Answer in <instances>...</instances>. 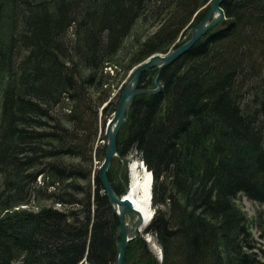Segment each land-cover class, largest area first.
Returning a JSON list of instances; mask_svg holds the SVG:
<instances>
[{
  "label": "trees",
  "instance_id": "1",
  "mask_svg": "<svg viewBox=\"0 0 264 264\" xmlns=\"http://www.w3.org/2000/svg\"><path fill=\"white\" fill-rule=\"evenodd\" d=\"M208 2L0 0V264L114 263L118 218L92 166L104 158L99 113L105 126L114 87L166 53ZM221 6L227 22L162 69L158 93L133 98L116 140L122 166L107 171L118 195L130 151L153 174L144 230L162 251L153 264H264L236 202L264 204V0ZM139 243L129 242L125 264Z\"/></svg>",
  "mask_w": 264,
  "mask_h": 264
},
{
  "label": "water",
  "instance_id": "2",
  "mask_svg": "<svg viewBox=\"0 0 264 264\" xmlns=\"http://www.w3.org/2000/svg\"><path fill=\"white\" fill-rule=\"evenodd\" d=\"M222 0H209L204 16L195 25H188L186 27V35L188 38L182 37L180 42L177 41L166 53H154L145 60L136 64L128 73L123 86L119 92L117 105L111 118L108 119L105 126L104 139V158L97 170V178L106 194L107 201L118 218V225L115 230V261L113 264H125V255L127 245L131 240L136 238L141 232L139 229L145 223L142 215L134 209L131 202L125 196L118 195L112 188L107 171L112 164L113 159L117 156L116 140L117 134L128 117L133 98L140 94H154L158 93L162 85L159 82V75L162 69L172 62H174L181 55L186 53L205 33L213 26L227 22L226 15L221 6ZM154 68L151 81L152 86H140V78L143 72ZM144 164V163H143ZM144 167L146 165L144 164ZM151 182L153 181V174L151 170ZM152 197V195H151ZM136 216V220L134 218ZM128 217V222L126 218ZM150 222V221H149ZM149 222L143 228L146 229ZM162 251L159 248V256L157 259L161 260ZM156 257L152 254L144 264H153Z\"/></svg>",
  "mask_w": 264,
  "mask_h": 264
},
{
  "label": "rangeland",
  "instance_id": "3",
  "mask_svg": "<svg viewBox=\"0 0 264 264\" xmlns=\"http://www.w3.org/2000/svg\"><path fill=\"white\" fill-rule=\"evenodd\" d=\"M142 29V25H141V21L140 20H137L136 23L134 24L130 34L125 38V41H124V46L128 45L132 38H133V34L135 33H139ZM155 30V27H150V29L148 30L150 33L153 32ZM182 37H185V40L187 38V35L186 34H183L181 35L176 41L174 44L178 42H180L182 40ZM173 44V45H174ZM126 56V57H125ZM119 57L121 59H125L127 58V55H126V51H120L119 53ZM127 60V59H126ZM125 60V61H126ZM131 70V69H130ZM122 71L123 69L120 68L118 70V79L121 78V75H122ZM130 72V71H129ZM116 73V72H115ZM127 77V76H126ZM126 79V78H125ZM125 79H123L125 81ZM114 80H112L113 82ZM123 81V82H124ZM121 85L123 86V83H121ZM114 101L117 100L118 96H119V90H121V86L118 85V87H114ZM113 115V113L110 114V116L107 118V121L109 118H111ZM99 118H101V121L99 120L98 118V123H99V126H98V141L97 143L100 145V146H103L104 145V139L103 136H105V126H106V122H105V126L102 124V120L104 119V116L102 117L101 113H99ZM127 176H128V170H129V167L132 163L134 162H140V159L138 157V155L136 154L135 151H130L127 156ZM102 162L100 160H97L95 159V157H92V166H93V169L95 170H98L100 164ZM112 164H113V169H117V168H121L122 166V161L119 160L117 157H115L112 161ZM129 180V179H128ZM236 202L241 206V208L247 213V216L249 217V219L251 220V231L253 233V236L255 237L256 239V251L258 252V255L260 257V259L262 261H264V226H260L258 225V221L261 222L262 221V218L259 217L258 218V213L261 212L263 213L262 211L264 210V204L263 203H259L257 201H254V200H251V199H248L245 195L243 194H238L237 197H236ZM38 204V202H36ZM40 204L42 205H51L52 202L48 199H43V200H40L39 202ZM36 204L33 202L31 204V208L32 209H36L35 208ZM158 207L159 208H163L164 206L158 204ZM74 208V207H73ZM153 208V207H152ZM153 211V210H152ZM256 220V221H255ZM264 223V221H263ZM147 238L151 239L157 246L158 248L159 245L156 243V240L154 237H149V236H146L145 233H144V230L142 229L141 232L139 233V235L137 236L136 238V241L140 242L138 244V247H137V254L134 256V258L132 259L131 261V264H133V262H138L147 257L148 253L152 254L153 257H156L155 259L157 261H159V259H157V255L156 253L153 252V250L150 248V245L148 244L147 242ZM147 250V252H146ZM145 252V253H144ZM81 264H87V263H81Z\"/></svg>",
  "mask_w": 264,
  "mask_h": 264
},
{
  "label": "bare ground",
  "instance_id": "4",
  "mask_svg": "<svg viewBox=\"0 0 264 264\" xmlns=\"http://www.w3.org/2000/svg\"><path fill=\"white\" fill-rule=\"evenodd\" d=\"M123 195L131 202V204L134 206V209L142 215V219L145 223L139 229L141 231L151 220L153 215L151 202V173L144 167V164H142L141 161L134 162L130 165L127 176L126 191ZM136 219L137 218L135 216L134 221ZM126 221L128 222V217L126 218ZM146 240L153 252L159 256L158 246L151 239L147 238Z\"/></svg>",
  "mask_w": 264,
  "mask_h": 264
},
{
  "label": "built area",
  "instance_id": "5",
  "mask_svg": "<svg viewBox=\"0 0 264 264\" xmlns=\"http://www.w3.org/2000/svg\"><path fill=\"white\" fill-rule=\"evenodd\" d=\"M105 71H108L110 73H113V69H112V67L110 65L105 66ZM38 181H40V178H38ZM19 207H21V208H27V207H29V205L28 204H21ZM55 207L56 208H59V209L62 208V206H61L60 203H55ZM16 208H18V207H16ZM149 237H151V236H149ZM84 263H86V262H84Z\"/></svg>",
  "mask_w": 264,
  "mask_h": 264
},
{
  "label": "flooded vegetation",
  "instance_id": "6",
  "mask_svg": "<svg viewBox=\"0 0 264 264\" xmlns=\"http://www.w3.org/2000/svg\"><path fill=\"white\" fill-rule=\"evenodd\" d=\"M136 238H137V237H136ZM136 238H134V239H136ZM131 241H132V240H131ZM146 252H147V250H146ZM144 253H145V252H144ZM150 255H151V254L148 253L147 257L141 259V260L138 262V264H144V263L148 260V258H149ZM133 264H137V262L134 261Z\"/></svg>",
  "mask_w": 264,
  "mask_h": 264
}]
</instances>
